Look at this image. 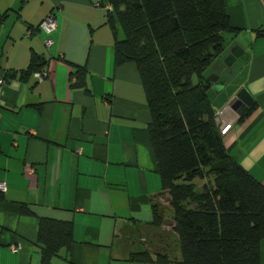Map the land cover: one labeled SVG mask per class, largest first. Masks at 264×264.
Instances as JSON below:
<instances>
[{"label": "crops", "instance_id": "obj_1", "mask_svg": "<svg viewBox=\"0 0 264 264\" xmlns=\"http://www.w3.org/2000/svg\"><path fill=\"white\" fill-rule=\"evenodd\" d=\"M225 2L232 26L241 29L233 47L243 49L232 67L241 81L228 105L242 87L255 99L243 119L235 108L228 112L239 117L226 145L264 183V37L256 34L264 24V0ZM73 7L85 12L77 15ZM109 8L107 0H0V180L7 186L0 191V264H40L38 216L74 222L72 264H160L128 261L130 249L115 253L120 224L149 226L153 201L166 198L160 196L144 86L135 63L115 65ZM52 11L58 27L49 36L35 27ZM76 17H83L85 29L75 31ZM47 37L54 39L50 47ZM34 51L48 75L10 78L28 68ZM221 57L215 72L223 75L229 68ZM72 63L87 67L90 93L72 86ZM24 203L37 216L25 214ZM63 256L53 264H71Z\"/></svg>", "mask_w": 264, "mask_h": 264}, {"label": "trees", "instance_id": "obj_2", "mask_svg": "<svg viewBox=\"0 0 264 264\" xmlns=\"http://www.w3.org/2000/svg\"><path fill=\"white\" fill-rule=\"evenodd\" d=\"M107 4L115 65L135 63L144 86L151 112L148 132L162 182L160 196L169 204L168 208L153 201L148 232H160L171 213L169 237L180 251L178 260L169 255L168 247L166 252L132 250L127 260L264 264V183L229 153L207 80L208 68L225 49V34L236 37L241 30L232 26L225 0H107ZM3 19L0 16V23ZM256 34L264 37V24ZM45 64L34 51L27 69L7 75L27 79L43 71ZM72 67V86L90 93L87 67L73 63ZM196 179L204 181L202 187ZM22 211L37 216L25 203ZM38 218L40 264H53L54 257L62 255L71 263L74 222Z\"/></svg>", "mask_w": 264, "mask_h": 264}, {"label": "rangeland", "instance_id": "obj_3", "mask_svg": "<svg viewBox=\"0 0 264 264\" xmlns=\"http://www.w3.org/2000/svg\"><path fill=\"white\" fill-rule=\"evenodd\" d=\"M46 2V1H45ZM70 5L67 6L69 8ZM72 7V6H71ZM74 8V7H73ZM77 15H81L82 13L85 12L84 8H74ZM58 11V9L56 8ZM69 18H72V15L68 13ZM83 17H76L73 18L74 22V29L75 31L81 29H85L84 22H82ZM73 24V23H72ZM110 27V26H109ZM109 29V28H108ZM111 29V28H110ZM112 30V29H111ZM113 34V33H112ZM241 35H237V37H233V35L230 36V34H225V42L224 46L225 48H232L233 45H235V42H239L241 39ZM124 37V31L123 29L119 26V38ZM235 38V39H234ZM244 38L248 41V34H244ZM237 40V41H236ZM45 44V43H44ZM245 44V43H242ZM228 54L220 58V62H225L224 60L227 58ZM219 61V60H218ZM218 61H214V63L208 68V75H212L215 73V64L218 63ZM227 77V81L225 82V87L222 90L221 93H216L212 92V98L214 97L215 99H212V103L214 107L218 110L221 111L228 105V101L230 99V96L234 93V90H236L235 84H238L241 81L240 75L238 73H233V68L227 69V71L224 72V74ZM195 81H197V78L195 77ZM217 100V102H216ZM196 182L198 186L202 187V184L204 181L200 179H196ZM162 203L169 208V204L167 203L166 199L162 200ZM135 225V224H134ZM120 232H122V235H119L115 241V253L120 254L124 250L130 249V250H141L144 248L150 249L152 252L154 251H161V252H166L165 247H168V253L171 257H176L180 251L179 248L176 246L174 243V240L172 242L170 241L169 234L172 232L173 228V222H172V216L171 213L167 214V220L166 223L164 224V228L160 229V232L162 233V236L152 234L150 231L149 226H134L132 229H126L125 224L123 223L120 224ZM153 241V244L150 243V241ZM158 245V246H157ZM157 248V249H156ZM63 252V251H62ZM106 260V259H105ZM179 264V263H177Z\"/></svg>", "mask_w": 264, "mask_h": 264}, {"label": "water", "instance_id": "obj_4", "mask_svg": "<svg viewBox=\"0 0 264 264\" xmlns=\"http://www.w3.org/2000/svg\"><path fill=\"white\" fill-rule=\"evenodd\" d=\"M242 52L243 49L239 45H236L231 49L230 54L224 60L228 68L233 67V64L235 63L237 58L240 57ZM207 80L212 83L211 85L208 84V86H211L214 92L221 93L225 87L227 77L225 75H221V73L219 72H215L212 75H207ZM254 100L255 99L249 89L247 87H242L230 100L229 105H231L232 108L237 109L238 112L242 115L246 113L250 108H252L255 102ZM240 107H243V109H241Z\"/></svg>", "mask_w": 264, "mask_h": 264}, {"label": "built area", "instance_id": "obj_5", "mask_svg": "<svg viewBox=\"0 0 264 264\" xmlns=\"http://www.w3.org/2000/svg\"><path fill=\"white\" fill-rule=\"evenodd\" d=\"M58 21L56 19V15L54 13H50L40 24L41 30H43L47 35L51 36L54 30L57 29ZM54 43V39L52 37H47L45 40V45L47 47H50ZM47 72H37L36 77L38 79H42L45 76H47ZM4 82V79L0 78V84ZM232 110L231 105H227L224 109L221 111H218L216 116V122L220 128V131L223 135H226L234 126L237 118L239 117V114L234 113L229 115L228 112ZM238 115V116H237ZM0 191L6 192L7 186L4 181L0 180ZM14 252H17L20 250V246L13 245Z\"/></svg>", "mask_w": 264, "mask_h": 264}, {"label": "flooded vegetation", "instance_id": "obj_6", "mask_svg": "<svg viewBox=\"0 0 264 264\" xmlns=\"http://www.w3.org/2000/svg\"><path fill=\"white\" fill-rule=\"evenodd\" d=\"M241 109H243V107H240Z\"/></svg>", "mask_w": 264, "mask_h": 264}]
</instances>
